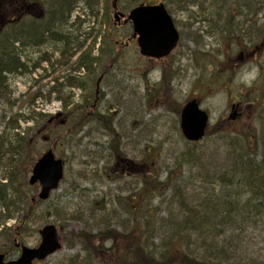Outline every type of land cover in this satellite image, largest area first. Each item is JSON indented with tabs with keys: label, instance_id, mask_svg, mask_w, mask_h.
<instances>
[{
	"label": "trees",
	"instance_id": "1",
	"mask_svg": "<svg viewBox=\"0 0 264 264\" xmlns=\"http://www.w3.org/2000/svg\"><path fill=\"white\" fill-rule=\"evenodd\" d=\"M93 1L44 0L42 7L46 18L29 20L23 17L19 20L13 19L15 24L7 31L4 26L0 27V110L5 103L10 105L11 111L23 105L12 98L13 92L7 86L4 88V76L27 75L39 68V63H34L32 69L28 67L30 49L36 51L50 47L63 56L67 53L71 58L76 54V51L71 53V46L81 49L85 45L86 38L81 44L76 43L79 34L74 36L73 30H76L78 25L81 26L79 23L82 22L81 18L85 12H91L93 17L97 16L98 0L96 4ZM178 7L208 9L206 11L209 13L205 11L203 19L211 25L213 33L219 34V52L228 53L227 49L232 50V47L238 46L237 39L246 41L247 38L249 47H252L253 43H259L264 50V0H178ZM105 9L109 14V1H106ZM77 10L82 14L76 16V21L71 22V17ZM77 30L79 31V28ZM190 32V38L199 44L202 38L200 33L191 28ZM93 40V45L90 43L91 49L95 46L96 37ZM103 51L106 52L107 58L109 56L108 59H111L110 47ZM244 52L247 54L248 48L245 47ZM42 55L43 62L51 61L47 53L43 52ZM204 56V69L209 72L206 75L213 90L223 88L235 80L238 70L230 66L229 57L220 63L223 67L219 66L217 71L212 57L207 53ZM260 65V84H254L239 96L241 101L250 106L248 120H243V117L236 122L217 123L208 130L204 145H189L181 160L178 159L179 165L174 168V172L180 171L183 176L185 168H189L187 176L182 179L177 172L176 177L172 178L168 173L167 178L161 181V169L158 167L152 171L146 169L140 172L139 196L143 202L152 193L171 191L168 199L163 200L156 208L157 210L158 207L167 206L168 218L161 220L159 213L154 211L149 219V205L139 206L135 211L123 203L122 207L129 217L136 215L134 221L130 220L133 221L132 226L121 223V233H109L110 227L106 228L107 233H87L85 229L81 233H72L68 245L72 246V242L79 243L86 255H78L63 264H264L255 258L247 260L246 257H249L247 242L253 241L255 237L254 233L247 232L257 228L252 217L264 216V63ZM75 66L87 70L84 75L86 78L97 74L93 70V64L87 61L86 54L77 59ZM21 70L25 72L19 75ZM212 71L215 72L211 74ZM220 71H223L222 75ZM68 77L72 80L71 84L60 83L57 79V86L51 87L50 94L42 96V92H37L32 101L38 97L50 101L56 88L61 95L66 89L83 88L81 80L76 81L71 75ZM167 78L168 75L165 76V79ZM93 84L95 85L94 82ZM63 85H66L64 90L59 88ZM210 90L205 88V92ZM88 103L87 101L86 104ZM90 112L91 107L88 105L77 108V117L74 120L69 118L70 132L78 134L93 120L96 128L107 129V117L99 114L93 116ZM18 118L21 117L16 115L9 118L8 125L12 130H19ZM49 123V119L44 117L31 137L28 132L17 133L15 141L12 140L14 144L4 142L3 138L0 141V153L9 156L8 166L14 167L13 170L16 171L9 183L2 185L5 192L2 194L0 190V209L9 213L3 222L8 218H17L20 230L36 215L29 198L21 197L18 204L12 203L16 194L12 195L11 191L17 186L19 177L25 181L29 175L34 162L32 153L36 149L37 138L44 127H49ZM68 132L61 137L66 146L74 141L68 137ZM209 139L212 140L208 144ZM56 142L57 140L55 144ZM75 142L77 145L82 140ZM110 151L113 156L118 154L116 149L111 148ZM16 157L18 164H14ZM144 158H147V155ZM127 187L129 186L125 185L124 188ZM55 206L57 211L54 212H67L60 204ZM15 207L16 210H13ZM48 211H51L50 207ZM74 216L72 218H75ZM92 219H95V215H92ZM38 220L43 222V219ZM99 223L102 226L111 225L109 219ZM13 236L14 233L7 235L10 241ZM90 251H95L96 257L92 258Z\"/></svg>",
	"mask_w": 264,
	"mask_h": 264
},
{
	"label": "rangeland",
	"instance_id": "2",
	"mask_svg": "<svg viewBox=\"0 0 264 264\" xmlns=\"http://www.w3.org/2000/svg\"><path fill=\"white\" fill-rule=\"evenodd\" d=\"M22 1L19 3L22 4ZM35 1L44 2V0ZM148 1L121 0L118 4V11L127 14L136 4L140 2L147 3ZM110 2L112 3V0ZM151 3H164L167 5L181 34V43L166 60L156 62L155 60L141 59L142 57L138 54L139 50L136 42H128L123 37L129 31V25L115 30L111 22L113 16L111 11V14L107 16V24L104 26L99 14L100 5L97 8L98 16L93 18L87 12L83 17L88 22L86 23L82 19V22L79 23L81 26L78 25L76 30H73L74 36L79 34L76 40L77 44H81L86 38L87 42L82 51L88 50L90 43L93 45V38L98 33H101L102 36L104 34L108 36L106 33L112 32L115 39L117 38L122 41V44L117 45L115 50H121L123 46L124 49L123 51L121 50L123 57L118 62L115 72H112L113 75L109 77L108 82L101 87L103 102L100 105V110L107 116V131L100 129L101 132L94 133L92 131L93 126L87 128L84 134L86 139L81 143H77L79 147L76 145V139L71 141L69 146H66L64 141H61L62 134L66 131L65 128L49 127L47 131L38 136L36 149L32 153L34 160L39 158L45 151L53 148L55 155L65 161V177L59 189L52 193L49 202L34 207L33 212L36 216L26 226L24 225L22 230H20L17 218L7 220L3 224L1 218L4 215L5 217L8 216L9 213L0 209V251L8 254L10 259H16L19 256V251L15 248L12 237L11 241L10 237H7V235L16 233V231L22 233L18 238L19 242L33 248L40 243L39 230L43 226L47 224L57 226L61 230L60 237L63 249L39 264H63L78 255H86L83 253L82 246L79 243L72 242V246L68 245L72 233H81L84 229L87 233H107L105 231L107 227L111 228V232L108 231L109 233H114V231L120 233L122 231L121 223L124 222L128 227H131V217L128 215L130 220H127V212L119 204V198H125L129 195L127 191L121 190L124 181H109L103 177L102 171L104 167L114 164V166H119L118 168L123 165L125 169V165L129 161L137 168L142 166L143 171L148 168L152 171L158 167L161 169L159 177L161 181L167 178L168 173L172 178H175L178 171L174 172V168L179 165L178 159L181 160L183 154L190 147L181 134L179 109L190 99L201 98V107L209 113L211 119L210 129H212L217 123L227 121L231 113V105L239 98L241 92H245L254 84H260V71L262 70L260 64L264 63V51L261 48L255 55L251 54L255 49L254 46L256 44V47L259 46V43H253V46L249 47L250 42L248 38L246 41L237 39L236 43L238 46L232 47V50L227 49L226 52L228 53L219 52V34L213 33L211 25L203 21V14L208 9L193 8V11L197 12V14H190L188 10L179 12L177 6L174 4L176 0H151ZM0 7L5 12L2 19H10V15L7 13V1L3 0ZM206 13H209V11H206ZM200 15L202 18L199 17ZM90 16L92 17V21ZM195 17L201 20L192 22ZM73 20L72 18L71 22ZM90 21L91 23H89ZM109 24L111 27H109ZM192 26L195 29H201L204 35L199 44L190 38L191 32L189 30ZM78 28L79 31L77 30ZM126 42H128L127 45H125ZM245 47L248 48V56L243 61H240V70L236 71L238 73L235 80L223 88L213 90L208 84L211 82L206 75L209 72L204 69V62L206 61L203 53H207L212 57L218 71L219 66L223 67L220 64L221 62L228 57H236L239 52L244 51ZM71 48H73L74 52L76 47L71 46ZM93 49L96 50L97 47L95 46ZM43 52L51 56L52 66L50 63L41 62V68L35 70L34 73H32V70L30 74L14 76L9 80L10 90L13 92L12 98L18 100L23 105L15 107L12 111L11 108L9 109V105H4L5 108L0 110L1 141L3 138L4 142H12L14 144L12 140L15 141L17 130H12L8 125L11 116L19 115L21 117L18 118L21 132H28L31 137L34 129L38 125H41L44 117L49 119V116L63 110L62 104L57 101L47 103L42 98L32 102V97L37 91L41 90L46 95L49 87L54 84L55 78L69 72L67 68L63 69L56 66V60L59 56L50 47L39 48L36 51L30 49L29 68L32 69L34 63H40L39 58ZM95 52L93 51L92 56ZM75 60L76 58L73 57L69 61L71 65H74ZM235 65L238 64L235 63ZM165 67H168V70H173L176 74L169 81L168 85L163 88L162 77L166 69ZM214 72L212 71L211 74ZM222 73L223 71H220V75ZM48 74L50 75L46 76ZM113 80L116 84L109 82ZM205 88L211 90L205 92ZM65 91V95H68L73 90L66 89ZM156 92H159V94H155ZM73 93H76L75 100L79 101L80 99L81 102V97L78 99L80 95L79 91L75 90ZM54 97L52 96V98ZM4 114L6 115L5 118ZM38 115L40 117L39 121L25 122L24 120L31 117L37 118ZM243 117V120H248V110L243 113ZM45 135L50 138L48 142L42 140V137ZM211 140L209 139L208 144ZM204 144L205 140L200 143V145ZM111 148L116 149L118 154L112 157L108 152V149ZM93 155H96L94 159L91 157ZM100 155L103 157L100 158ZM145 155H149V159L144 158ZM116 157L122 160L123 163L119 164L115 160ZM0 159V190L4 194L5 189L2 185L6 184L3 183L6 181L9 183V179L14 176L13 173H16V171L13 170L14 167L8 166L9 156L7 154H1ZM14 164H18L17 157L14 160ZM188 169L185 168L184 176L180 171L178 175L183 179V177L188 175ZM124 173L127 172L124 171ZM28 177L29 175L26 176L25 181L19 177L17 186H15L16 190L14 188L11 191L12 195L16 194L12 198V203L18 204L21 201V197L31 199L38 193V187L33 188L28 185ZM139 184V181H135L133 185L139 188ZM170 193V190L152 193L146 197L148 200L144 202L138 198L134 207L136 209L137 206L144 205L146 207L149 205L147 207L149 209V219L154 214V211H156L159 213V218L165 220L169 216V208L167 206L158 207L157 210L156 208L163 200L168 199ZM9 196L11 197V195ZM56 204H60L61 208L64 206L67 212L62 214L54 212V210L57 211ZM0 207L2 208L1 202ZM49 207L51 211H48ZM14 209L16 210V207ZM10 214H12V210ZM92 215H95V219H92ZM73 216L75 218H72ZM39 218L43 219V222L40 223ZM105 219L111 221L110 226H102L99 223ZM252 221L256 223L257 228L247 232L254 233L255 237L253 241L247 242V245H249L247 252L249 257H246L247 260L255 258L259 262L264 263V216L263 218L252 217ZM90 253L92 258L96 257L95 251H90Z\"/></svg>",
	"mask_w": 264,
	"mask_h": 264
},
{
	"label": "water",
	"instance_id": "3",
	"mask_svg": "<svg viewBox=\"0 0 264 264\" xmlns=\"http://www.w3.org/2000/svg\"><path fill=\"white\" fill-rule=\"evenodd\" d=\"M129 19L134 23L135 35L139 36L138 44L142 55L160 59L168 56L177 46L179 34L164 5L140 6L131 12ZM208 122L209 116L200 109L197 100L188 102L183 108L181 130L188 141L198 142L203 139ZM63 175V161L57 160L53 152L48 151L35 165L30 184L39 183V198L46 200L58 188ZM40 234L42 243L37 249L23 247L21 257L8 263L4 262L5 256L0 255V264H33L34 260H44L61 248L56 227L46 226Z\"/></svg>",
	"mask_w": 264,
	"mask_h": 264
},
{
	"label": "bare ground",
	"instance_id": "4",
	"mask_svg": "<svg viewBox=\"0 0 264 264\" xmlns=\"http://www.w3.org/2000/svg\"><path fill=\"white\" fill-rule=\"evenodd\" d=\"M93 3H97V1L96 0H94L93 1ZM90 15H92L91 13H90ZM73 17V16H72ZM72 17H71V19H72ZM92 17H93V15H92ZM92 17L90 16V19H92ZM94 18V17H93ZM58 54L60 53V52H58V51H56ZM43 58V55H41L40 56V58H39V61L41 60ZM87 61L89 62V63H92L93 64V70H95V73H97L98 71H99V60L98 59H96L95 57H93V56H89V57H87ZM41 67H39L38 69H40ZM37 69V70H38ZM57 70H58V68H57ZM68 70H69V72H70V75L73 77V78H75V80L77 81V80H82V82H86L87 84L89 83V81L92 79V76H90V77H88V78H86V77H84V75L85 74H87V70L85 69V68H78V67H76L75 66V63H74V65H71V62H69L68 63ZM25 72V70H21V71H19L18 72V74L20 75V74H22V73H24ZM34 73V72H33ZM50 74H48V75H46V76H49ZM68 75H69V73L68 72H66V75L64 74V75H62L61 77H60V80H61V82L62 83H67L68 85L69 84H71L72 83V80H70V78L68 77ZM11 77H13V76H4V81H6V83L4 84V88H6V86L9 88V85H8V81H9V78H11ZM84 78H86V79H84ZM69 81V82H68ZM71 82V83H70ZM45 87H48V86H45ZM49 88H51V87H49ZM31 119L32 120H34V121H39L40 120V117H39V115L37 116V118L36 117H31ZM1 141V140H0ZM1 154V153H0ZM234 196H236V195H233V197ZM233 200L236 202L237 200H235V198H233Z\"/></svg>",
	"mask_w": 264,
	"mask_h": 264
},
{
	"label": "flooded vegetation",
	"instance_id": "5",
	"mask_svg": "<svg viewBox=\"0 0 264 264\" xmlns=\"http://www.w3.org/2000/svg\"><path fill=\"white\" fill-rule=\"evenodd\" d=\"M101 97H102L101 93L99 91H97L96 92V101L97 100L100 101L101 100Z\"/></svg>",
	"mask_w": 264,
	"mask_h": 264
}]
</instances>
